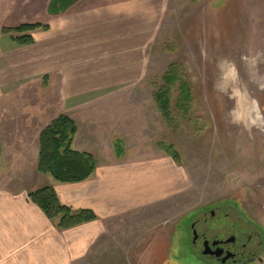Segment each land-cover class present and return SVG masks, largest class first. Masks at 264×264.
Masks as SVG:
<instances>
[{"label": "crops", "instance_id": "0c3cea01", "mask_svg": "<svg viewBox=\"0 0 264 264\" xmlns=\"http://www.w3.org/2000/svg\"><path fill=\"white\" fill-rule=\"evenodd\" d=\"M11 1L30 11L49 7L47 0ZM163 3L89 0L85 8L65 11L58 4L45 22L28 23L46 26L24 33L29 44L12 39L23 34L0 29V112L6 106L17 111L0 115V264H78L99 243L110 219L175 192L173 161L141 157L144 113L131 96L143 79L145 50L156 35ZM59 115L76 125L72 150L95 161L93 174L82 182L63 184L37 172L39 135ZM128 138L140 140L127 149ZM115 140L124 143L120 158ZM17 171L32 175L14 189ZM45 186L61 205L90 210L97 219L57 230L28 199Z\"/></svg>", "mask_w": 264, "mask_h": 264}, {"label": "rangeland", "instance_id": "374dc122", "mask_svg": "<svg viewBox=\"0 0 264 264\" xmlns=\"http://www.w3.org/2000/svg\"><path fill=\"white\" fill-rule=\"evenodd\" d=\"M88 2L47 0V9L30 11L0 0V29L43 23L58 11V4L65 11L85 8ZM259 49H264V0H164L156 35L145 50L143 79L131 96L144 113L146 153L141 157L170 160L167 147L178 156L177 162L170 160L178 174L175 192L137 212L110 219L99 243L78 264H210L200 254V241L193 244V231L196 237L205 234L226 242L232 237L237 242L250 238L246 249L258 252L261 262L242 264H264V131L254 128L250 134L228 122L236 101L227 94L231 92L228 68L217 66L220 58L235 60L247 81L240 57ZM171 65L190 84L191 102L187 115L177 112L175 85L168 122L155 94ZM259 70L264 74V64ZM250 88L264 106V92L254 85ZM3 112L17 113L12 106L2 107L0 115ZM139 140L125 139L127 149ZM117 142L124 152L123 141L115 140L113 145ZM31 175L17 171L11 187L17 189Z\"/></svg>", "mask_w": 264, "mask_h": 264}, {"label": "trees", "instance_id": "16d2710c", "mask_svg": "<svg viewBox=\"0 0 264 264\" xmlns=\"http://www.w3.org/2000/svg\"><path fill=\"white\" fill-rule=\"evenodd\" d=\"M39 28L46 29V26L25 24L15 29L3 28L2 33L6 35L23 34L12 37V39L18 44H29L30 36L24 33ZM162 79L164 85L155 94V100L163 119L171 122L170 93L172 88L177 85L178 96L175 107L177 112L184 116L187 115L188 105L191 102V87L180 77L175 65L169 67ZM76 132L75 123L65 115H59L50 122L39 135L38 173L50 175L56 182L63 184L82 182L93 174L95 170L93 157L86 153L76 152L71 148ZM114 147L116 157L120 158L123 154L120 142H117ZM166 150L171 154L170 158L177 162L178 156L171 150V147H167ZM28 199L43 212L57 230H69L97 219L90 210L75 211L61 205L54 190L49 186L28 193Z\"/></svg>", "mask_w": 264, "mask_h": 264}, {"label": "clouds", "instance_id": "9594fccd", "mask_svg": "<svg viewBox=\"0 0 264 264\" xmlns=\"http://www.w3.org/2000/svg\"><path fill=\"white\" fill-rule=\"evenodd\" d=\"M207 58L206 53H203ZM247 69L248 80H242L235 60L220 58L217 66L221 69L227 67L230 76V99L236 101L235 106L228 112V122L236 125L250 134L255 128L264 131V106H261L258 98L252 94L250 85L256 90L264 92V74H261L259 66L264 64V49L250 51L240 57ZM218 91L227 92L226 88L217 86Z\"/></svg>", "mask_w": 264, "mask_h": 264}, {"label": "flooded vegetation", "instance_id": "af4514ba", "mask_svg": "<svg viewBox=\"0 0 264 264\" xmlns=\"http://www.w3.org/2000/svg\"><path fill=\"white\" fill-rule=\"evenodd\" d=\"M213 216V213H211ZM201 243V256L204 260L210 264H242L243 262H260V258L257 256L258 252L254 250L247 251L246 245L250 242V238L246 242H237L234 237L230 238V242L225 240H218L214 238H208L205 234L200 237L197 236L193 242L195 245L197 242ZM203 251L206 252L203 255ZM220 253L218 257L213 253ZM253 264V263H252Z\"/></svg>", "mask_w": 264, "mask_h": 264}, {"label": "water", "instance_id": "95a60500", "mask_svg": "<svg viewBox=\"0 0 264 264\" xmlns=\"http://www.w3.org/2000/svg\"><path fill=\"white\" fill-rule=\"evenodd\" d=\"M193 238H194V241L196 240V232L195 231H193ZM206 254V252L205 251H203V255H205ZM214 255H216V257H218L219 256V254L220 253H213ZM260 262H261V259H260Z\"/></svg>", "mask_w": 264, "mask_h": 264}]
</instances>
